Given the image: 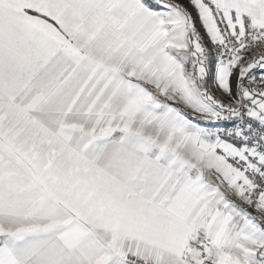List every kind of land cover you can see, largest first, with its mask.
Masks as SVG:
<instances>
[{"label": "crops", "instance_id": "obj_1", "mask_svg": "<svg viewBox=\"0 0 264 264\" xmlns=\"http://www.w3.org/2000/svg\"><path fill=\"white\" fill-rule=\"evenodd\" d=\"M173 1L0 0V264H201V236L214 264L260 260L249 181L210 145L214 70L189 74L215 24ZM216 1L264 26V0Z\"/></svg>", "mask_w": 264, "mask_h": 264}, {"label": "built area", "instance_id": "obj_2", "mask_svg": "<svg viewBox=\"0 0 264 264\" xmlns=\"http://www.w3.org/2000/svg\"><path fill=\"white\" fill-rule=\"evenodd\" d=\"M199 1L211 15L215 31L208 33L199 25L191 28L189 40L193 56L189 72L197 82L206 78L209 65L214 70L212 84L201 92L212 108L216 125L210 133V145L248 179L246 202L264 226V215L260 211L264 204V115L253 112L255 104L264 99V71L259 68L264 63V26L254 27L246 15L239 17L233 10L227 16L216 0ZM237 58L241 60L240 73L233 92L224 94L216 87L215 71L218 67L232 69ZM222 142L230 143L241 154L228 153L222 148ZM195 246L201 264H214L207 236L198 237ZM127 262L153 264L130 256ZM257 264H264V248Z\"/></svg>", "mask_w": 264, "mask_h": 264}, {"label": "rangeland", "instance_id": "obj_3", "mask_svg": "<svg viewBox=\"0 0 264 264\" xmlns=\"http://www.w3.org/2000/svg\"><path fill=\"white\" fill-rule=\"evenodd\" d=\"M149 1H150L151 4H154V5H162L163 3H165L166 6H169L171 3L172 4L175 3L173 0H149ZM175 4L177 6H179L178 3H175ZM169 8H172V7H169ZM176 11L178 12V14L175 16L176 18L174 17V14L172 16L170 13H168V15L170 16V18L173 17L172 19L175 18V22H178V21L181 22L182 19H184L185 17L182 14L179 15L180 10L177 7H176ZM161 13H164L166 15L167 12L166 11H161ZM176 34H179V32H177ZM189 66H190V64H189ZM261 66H262L261 69H264V63H262ZM189 74H190V72H189ZM229 74H230V72H229L228 68H226V67H222V68L219 67L218 68L217 73H216V86H217V88H221V89H225L226 88V86L228 85ZM253 112L254 113L256 112V114H258V115L259 114H263L264 115V100H262L260 102H257L255 104V108H253Z\"/></svg>", "mask_w": 264, "mask_h": 264}, {"label": "trees", "instance_id": "obj_4", "mask_svg": "<svg viewBox=\"0 0 264 264\" xmlns=\"http://www.w3.org/2000/svg\"><path fill=\"white\" fill-rule=\"evenodd\" d=\"M190 44H191V43H190ZM190 47H191V46H190ZM231 75H232V81H233L234 76H235V72L231 73ZM207 77H209L208 73H207V75H206V78H207ZM208 80H209V78H208ZM208 80H207V81H208Z\"/></svg>", "mask_w": 264, "mask_h": 264}]
</instances>
